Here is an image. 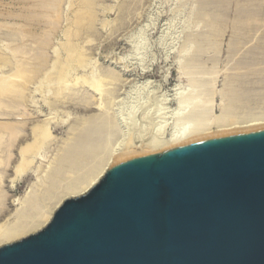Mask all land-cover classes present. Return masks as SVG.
Returning <instances> with one entry per match:
<instances>
[{"label":"rangeland","instance_id":"obj_1","mask_svg":"<svg viewBox=\"0 0 264 264\" xmlns=\"http://www.w3.org/2000/svg\"><path fill=\"white\" fill-rule=\"evenodd\" d=\"M84 1L0 0V88L16 79L21 65L30 72L14 81L17 90L0 89V191L6 197L23 199L30 191L48 211L129 144L152 148L153 137L159 147L198 123L215 129L264 121V0H211L206 7L204 0H91L93 12ZM18 48L25 57L16 56ZM103 77L96 91L90 82ZM41 126L49 139L35 136ZM70 150L79 155L71 171L47 184L50 168ZM134 153L140 152L127 155Z\"/></svg>","mask_w":264,"mask_h":264},{"label":"water","instance_id":"obj_2","mask_svg":"<svg viewBox=\"0 0 264 264\" xmlns=\"http://www.w3.org/2000/svg\"><path fill=\"white\" fill-rule=\"evenodd\" d=\"M0 264H264V126L115 158Z\"/></svg>","mask_w":264,"mask_h":264},{"label":"bare ground","instance_id":"obj_3","mask_svg":"<svg viewBox=\"0 0 264 264\" xmlns=\"http://www.w3.org/2000/svg\"><path fill=\"white\" fill-rule=\"evenodd\" d=\"M51 2H53V6H54V3H56L57 4V2L59 1V0H50ZM61 1V0H60ZM75 1V0H74ZM82 2H83V0H81ZM94 1V0H93ZM200 1H202V3H203V0H200ZM220 1V0H219ZM32 2V1H31ZM33 2H35L36 3V1H33ZM71 2V1H70ZM213 2H214V0H213ZM213 2H211V0H204V3H203V5L204 4H206V3H213ZM221 2V4H223L222 3V1H220ZM223 2H226V0H224ZM23 3V2H22ZM39 3V2H38ZM59 3V2H58ZM84 3H85V5L86 6H84V8L85 9H88V11L89 12H93L94 10H92L93 8H94V6H95V3L94 2H92L93 3V5H92V3H91V0H85L84 1ZM201 3V2H200ZM201 3V4H202ZM32 4V3H31ZM42 4V5H41ZM40 5L43 7L44 6V4L43 3H41ZM46 4H49V3H46ZM45 4V5H46ZM55 4V5H56ZM61 4V3H60ZM77 4V3H76ZM226 4V3H225ZM228 4V3H227ZM38 5V4H37ZM50 5V4H49ZM23 6V5H22ZM31 6V5H30ZM36 6V5H35ZM58 6V5H57ZM206 6H208L207 4L205 5V7ZM44 7H48L49 8V6H44ZM71 7H73V6H71ZM81 7V6H80ZM203 7V6H202ZM33 8H36V7H33ZM59 8H60V6H59ZM210 8V7H209ZM23 9V8H22ZM30 9H31V7H30ZM41 9V8H40ZM44 9V8H43ZM57 9V8H56ZM72 9V8H71ZM225 9V8H224ZM32 10V9H31ZM34 10V9H33ZM39 10V9H38ZM77 10H79V8L77 9ZM81 10V9H80ZM43 11H45V10H43ZM47 11V10H46ZM57 11V10H56ZM35 12V11H34ZM76 12H78V11H76ZM88 12V13H89ZM31 13H32V11H31ZM31 13H30V15H31ZM40 13H42V12H40ZM79 13V12H78ZM82 13H84L83 11H82ZM43 14V13H42ZM46 14V13H45ZM44 14V15H45ZM47 14H48V12H47ZM76 14V13H75ZM79 14H81V13H79ZM23 15V14H22ZM21 15V16H22ZM29 15V14H28ZM28 15H26V16H28ZM34 15V14H33ZM36 15V14H35ZM38 15V14H37ZM53 15V14H52ZM51 15V12H50V16H52ZM59 15V14H58ZM74 15V14H73ZM48 16V15H47ZM77 16V15H76ZM93 16V15H92ZM91 15L89 16L90 17V19H92L91 17H92ZM35 17H37V16H35ZM41 17H43L42 15H40V18ZM73 17V16H72ZM32 18V17H31ZM44 18V17H43ZM50 18V17H49ZM48 18V19H49ZM33 19V18H32ZM31 19V20H32ZM39 19V18H38ZM94 20V19H93ZM28 21V20H27ZM26 21V22H27ZM29 21H30V19H29ZM75 21V20H74ZM34 22V21H33ZM69 22V21H68ZM72 22V21H71ZM78 22V21H77ZM91 23H92V21H90ZM37 23V21L34 23V25ZM39 23V22H38ZM43 23V22H42ZM74 23V22H73ZM83 23H84V21H83ZM82 23V24H83ZM94 23V22H93ZM44 24V23H43ZM49 24H51V23H49L48 22V24H46V25H49ZM53 24V23H52ZM52 24H51V26H52ZM71 24V23H70ZM80 24L81 23H79V26H80ZM86 24V23H85ZM90 24V23H89ZM38 25V24H37ZM76 25V24H75ZM92 25V24H91ZM26 26V25H25ZM50 26V25H49ZM73 26V25H72ZM29 27V26H28ZM27 26H26V28H28ZM74 27H76V26H74ZM34 28V27H33ZM76 28H79L78 26L76 27ZM258 28V27H257ZM255 29V28H254ZM258 30V29H257ZM257 30H255V31H257ZM25 31H26V29H25ZM28 31V30H27ZM259 31V30H258ZM74 32H75V30H74ZM73 32V33H74ZM70 35H71V32L69 33ZM77 34V33H76ZM35 35V34H34ZM39 35V34H38ZM43 35V34H42ZM73 35V34H72ZM76 36V35H75ZM75 36H74V38H75ZM36 37H38V36H36ZM43 37V36H42ZM69 37V36H68ZM25 39V38H24ZM30 39H31V37H30ZM71 39V38H70ZM40 41H38V43H39ZM42 43V42H41ZM47 43V42H46ZM49 44V43H48ZM36 45V44H35ZM41 45V44H40ZM45 45V44H44ZM23 46V45H22ZM251 46V45H250ZM44 47V46H43ZM80 47V46H79ZM259 47V46H258ZM15 48V47H14ZM32 48V47H31ZM254 48V47H253ZM24 49V48H23ZM36 49H38V48H36ZM83 49V48H82ZM14 50H16V49H12V51H14ZM18 50H19V48H18ZM20 50H21V48H20ZM19 50V51H20ZM32 50V49H31ZM35 50V49H34ZM41 50V49H40ZM249 50V49H248ZM259 50V49H258ZM23 51V50H22ZM30 51V50H29ZM41 51H43V50H41ZM82 51V50H81ZM253 51H254V49H253ZM15 52V51H14ZM13 52V53H14ZM16 52H17V50H16ZM24 52V51H23ZM28 52V51H27ZM26 52V53H27ZM44 52V51H43ZM246 52H248V51H246ZM11 53V56H12V52H9V54ZM17 53H19V52H17ZM34 53H37V52H35L34 51ZM251 53V52H250ZM22 54V55H21ZM24 54H25V52H24ZM45 54V53H44ZM71 54V52L68 54V55H70ZM13 55H16V54H13ZM36 55V54H35ZM38 55H40V52L38 53ZM38 55H36V56H38ZM67 55V54H66ZM247 55V54H246ZM250 55V54H249ZM248 55V56H249ZM257 55V54H256ZM16 56H23V57H25V55H23V53H21V51H20V54L18 55H16ZM27 56V55H26ZM32 56V55H31ZM30 56V57H31ZM34 56V55H33ZM32 56V58L33 59H35L34 57ZM42 56V55H41ZM259 56V55H258ZM257 56V57H258ZM7 57H9L10 58V55L9 56H7ZM6 57V59H8ZM43 57V56H42ZM69 57V56H68ZM13 58H14V56H13ZM12 58V59H13ZM27 58H28V56H27ZM31 58V59H32ZM45 58V57H44ZM43 58V59H44ZM15 59V58H14ZM32 59V60H33ZM39 59H41L40 58V56H39ZM39 59H37V61L39 62ZM64 59H66V58H64ZM19 60V59H18ZM21 60V59H20ZM22 60H24V59H22ZM27 60V59H26ZM25 60V61H26ZM29 60V59H28ZM58 60V59H57ZM263 60V59H262ZM45 61V60H44ZM63 61H66V60H63ZM260 61V60H259ZM23 62V61H22ZM40 62L42 63V61L40 60ZM7 64H8V60H7ZM20 64H22L21 62H20ZM12 65V64H11ZM29 65V64H28ZM48 65V64H47ZM65 65V64H64ZM18 66H20V65H18ZM25 66H27V64H25ZM30 66H32L33 68H34V66L33 65H29V68H30ZM12 67V66H11ZM28 67V66H27ZM38 67H40V66H38ZM38 67H36V68H38ZM42 67V66H41ZM44 67V66H43ZM42 67V68H43ZM53 67V66H52ZM21 68H23V69H21ZM26 68V67H25ZM24 67H22V65H21V67H20V71H19V69L18 68H16L17 69V71H19V73H17V77H16V79L15 78H13V79H9L10 81L9 82H7L6 84L7 85H2V89H4V90H10V88L12 89V91L14 90V88H15V90H17L16 88H18V84L16 83V82H14V81H17V78H18V80H20V82L24 79V80H26L25 79V77H26V75H25V73L27 74L28 72L26 71V69H25ZM12 69V68H11ZM44 69V68H43ZM53 69V68H52ZM36 70V69H35ZM35 70H33V71H35ZM57 70V69H56ZM40 72V71H39ZM30 73V72H29ZM32 74H34V73H36V72H31ZM59 73V72H58ZM37 74V73H36ZM60 74H62V73H60ZM29 75V74H28ZM66 75H68V74H66ZM64 77H65V75H63ZM112 76V75H111ZM49 78V77H48ZM93 78V77H92ZM62 79V78H61ZM80 79V78H79ZM84 79V78H83ZM23 80V81H24ZM76 80V79H75ZM107 80H105L104 79V77L103 78H101L100 80H93L92 82H90V85H92V87H94V89L97 91L98 89H100V87L101 86H103V84H105V82H106ZM28 82V81H27ZM84 82V81H83ZM61 83H63L62 81H61ZM70 83V82H69ZM69 83H67L66 85L65 84H63V85H65V87L67 86V85H69ZM88 83V82H87ZM58 84H60L59 82H58ZM17 86V87H16ZM76 86H77V84H76ZM75 86V87H76ZM85 86V85H84ZM0 87H1V85H0ZM91 87V88H92ZM1 89V88H0ZM1 89V90H2ZM67 89V88H66ZM49 90V89H48ZM95 91V92H96ZM105 91V90H104ZM5 92V91H4ZM9 92V91H8ZM85 92V91H84ZM2 93V92H1ZM11 93V92H10ZM59 93V92H58ZM1 104V103H0ZM231 105V104H230ZM223 120H224V118H222ZM253 119V118H252ZM225 120H226V117H225ZM224 120V121H225ZM228 121V120H227ZM246 121V120H245ZM222 122V121H221ZM231 122H234V121H231ZM239 122V121H238ZM41 123V122H40ZM202 123V122H201ZM204 123V122H203ZM229 124H222L221 123V125H217L216 126V128L215 129H213V128H210L209 127V125H205V124H200V123H198L197 125H196V127L194 126V128L193 127H187V128H185V127H182V129L180 130H178L179 132H177V133H174V134H172L171 135V137L169 138V139H167L166 140V142H164V144H161V145H158L159 147H156V144H154L155 142H154V138L153 137H150V138H152L153 140H152V142H153V144H152V148H148V149H144V148H142L140 145H138V142H136V144L138 145V146H135V148H131V147H133V146H131L130 147V145L131 144H129V142H128V146L132 149H129V147L127 148V150H125V148L123 149V150H121V151H119V152H117L116 151V153H114V155H112L113 157H109L107 160H106V162H105V164L103 165V167L98 171V173L95 175V176H93L92 178H89V180L87 181V182H83V183H85V184H83L82 183V181H81V183L83 184V185H81V187H79V188H73L72 190L70 189L69 190V192H68V190H67V193H65L64 195H61L60 197H57V199L56 200H54V205L50 208L49 206H48V211H44V209H40V205L38 206V203H37V201L32 197H30V191L27 193V195L23 198V199H21V198H18V197H14V196H9V197H6L5 196V194H3V192H1L0 193V197L1 198H3V199H1L0 201V246L1 245H3V244H6V243H9V242H13V241H16V240H18V239H20V238H23V237H25V236H27L28 234H31V233H34V232H36V231H38V230H40L42 227H44L46 224H47V222L51 219V217H52V215H53V213H54V211L60 206V204L66 199V198H68V197H77V196H80V195H82V194H84V193H86L92 186H94L102 177H103V175L105 174V172L108 170V168L110 167V165L112 164V162H113V160L115 159V158H117V157H119V156H122V155H124V154H126L127 155V153H131V152H140V153H147V152H159V151H162L163 149H165L168 145H170V144H172V143H175V142H179V141H182V140H187V139H194V138H200V137H206V136H212V135H218V134H224V133H230V132H236V131H243V130H248V129H252V128H258V127H263L264 126V121H254V119H253V121H251V119H250V121H246V122H244L243 121V124H241V123H239V124H237V123H230V122H228ZM49 124V123H48ZM35 127V126H34ZM103 128V127H102ZM181 128V127H180ZM14 128H12V130H13ZM10 130V129H9ZM11 130V131H12ZM106 130V129H105ZM17 131V130H16ZM139 131V130H138ZM98 132V131H97ZM97 132L95 133V134H97ZM140 132V131H139ZM138 132V133H139ZM144 132V131H143ZM7 133V132H6ZM11 133V132H10ZM13 133V132H12ZM37 133V135H35L37 138H42V139H49L50 137H51V133H50V131L47 129V127H45V126H41V127H39V130L36 132ZM74 133H76V130L74 131ZM73 133V134H74ZM136 133H137V131H136ZM140 133H142V129H141V132ZM17 134V133H16ZM15 134V135H16ZM153 134V133H152ZM151 134V135H152ZM11 135V134H10ZM14 135V134H13ZM91 135V134H90ZM144 134L142 133V136L141 137H144L143 136ZM1 136H2V134H1ZM153 136V135H152ZM149 137V136H148ZM36 138V139H37ZM85 138V137H84ZM136 138H140V137H137L136 136ZM135 138V139H136ZM35 139V140H36ZM41 139V140H42ZM95 139V138H94ZM140 139H142L143 140V138H140ZM139 139V140H140ZM146 139H148V138H146ZM86 140H88V139H85V141ZM136 140H138V139H136ZM148 140H150V139H148ZM158 140V139H157ZM164 140V139H163ZM44 141V140H43ZM74 141V140H73ZM84 140L83 141H81V142H85ZM88 141H90V140H88ZM87 141V142H88ZM91 141H92V139H91ZM134 141V140H133ZM151 141V140H150ZM155 141H156V137H155ZM40 142V141H39ZM131 143H132V141H130ZM143 142H145V140H143ZM143 142H142V144H143ZM149 142V141H148ZM160 142V140L158 141V143ZM140 143V142H139ZM151 142H149L148 144H150ZM157 143V142H156ZM162 143H163V141H162ZM75 144V143H74ZM77 144H79L80 145V143H78L77 142ZM99 144V143H98ZM35 145V144H34ZM34 145H32V146H34ZM36 145H37V143H36ZM39 145V144H38ZM90 145H91V142H90ZM132 145H134V142L132 143ZM144 145V144H143ZM151 145V144H150ZM149 145V146H150ZM28 146H30V145H28ZM75 148H76V146L79 148V146L78 145H73ZM89 146V145H88ZM88 146L86 147V150H85V146H81V148H79V149H82L83 147H84V150L85 151H87V148H88ZM92 146V145H91ZM145 146H147V143H146V145ZM153 146H155V147H153ZM148 147V146H147ZM35 148H37V147H35ZM79 149H77V152L76 153H80L81 155L83 154V152L81 153L80 152V150ZM114 149V148H113ZM129 149V150H128ZM2 150V149H1ZM20 150V149H19ZM30 150H32V149H30ZM79 150V151H78ZM22 151V150H21ZM24 151V150H23ZM70 151H72V152H69L64 158H62L61 160H59L58 162H57V164H56V166H53V168L51 167L50 169L51 170H49L50 172H49V174L47 175V179H46V183L47 184H51L52 182H54V181H52L53 179L55 180V179H58L59 177H60V175L62 174V172H68L69 170L71 171V168H72V163L74 162V158H76L75 157V153H74V151L73 150H70ZM78 153V154H79ZM134 154H136V153H134ZM9 155V154H8ZM20 155V154H19ZM81 155H80V157H81ZM11 156V155H10ZM76 156H79V155H76ZM9 158V157H8ZM11 158V157H10ZM30 158V157H29ZM17 159V158H16ZM26 159V163L27 162H29V161H31V160H29V159H27V158H25ZM78 159H80L79 157H78ZM82 159V158H81ZM2 161H3V159H2ZM7 161V160H6ZM24 162V158L21 160V162ZM79 161V160H78ZM21 162H19V163H21ZM0 163H1V159H0ZM4 163V162H3ZM52 163V162H51ZM56 163V162H55ZM75 163V162H74ZM76 163H77V161H76ZM80 163V162H79ZM2 164V163H1ZM10 164V163H9ZM23 164V163H22ZM24 165V164H23ZM75 165V164H74ZM78 165V164H77ZM76 165V166H77ZM7 166V165H6ZM5 167V166H4ZM4 167L3 168H1V166H0V189L2 188V186H3V169H4ZM17 167H19V164L18 165H16V170H17ZM24 167V166H23ZM74 167V166H73ZM20 168V167H19ZM46 171V170H45ZM44 171V172H45ZM6 173V172H5ZM69 174H71V173H69ZM6 175V174H5ZM45 175V174H44ZM82 177H84V176H82ZM14 178V177H13ZM13 178H10L11 179V181H12V183H11V181H10V184H11V186L10 187H13L14 185V183H13ZM72 179H74V178H72ZM76 179V178H75ZM87 179V178H86ZM16 180V179H15ZM14 180V181H15ZM45 181V180H44ZM69 181V180H68ZM73 181V180H72ZM83 181H84V179H83ZM86 181V180H85ZM79 182V181H78ZM78 182H76V183H78ZM80 183V182H79ZM72 184V183H71ZM74 184V183H73ZM46 185V184H45ZM52 185H54V183H52ZM69 185V184H68ZM75 185V184H74ZM48 186V185H47ZM77 186H79L78 184H77ZM71 187V186H70ZM69 187V188H70ZM75 187V186H74ZM48 188V187H47ZM67 188V187H66ZM52 189H54L53 188V186H52ZM2 190V189H1ZM5 190V189H4ZM47 190V189H46ZM3 191V190H2ZM59 191V190H58ZM56 192V191H55ZM53 193V192H52ZM54 194V193H53ZM59 195V194H58ZM32 196V195H31ZM50 196V195H49ZM56 196V195H55ZM54 197V196H53ZM53 197H51L50 196V199L51 198H53ZM48 199V198H47ZM52 200V199H51ZM11 206L13 207V208H11ZM10 208V209H9ZM50 208V209H49ZM46 210H47V208H46Z\"/></svg>","mask_w":264,"mask_h":264}]
</instances>
